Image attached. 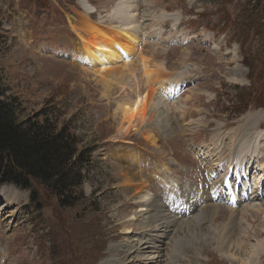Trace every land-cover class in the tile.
Returning <instances> with one entry per match:
<instances>
[{
  "label": "rangeland",
  "instance_id": "1",
  "mask_svg": "<svg viewBox=\"0 0 264 264\" xmlns=\"http://www.w3.org/2000/svg\"><path fill=\"white\" fill-rule=\"evenodd\" d=\"M118 2L0 0V84L7 96L16 99L18 119L41 120V113L48 115L58 127L69 128L79 149L90 152L84 182L77 190L82 196L70 207H61L38 182L28 191L0 187V264H104L112 254H120L122 245L140 240L147 248L131 251L124 264H264V250L256 261L250 257L252 247L260 242L264 246V176L259 199L252 202L256 195L252 175L259 174V168L251 160L247 171L242 166L248 199L234 185L233 176L232 190L236 186L242 197L235 207L219 203L213 200L210 180L211 194L206 184V167L216 166L203 153L207 148L211 151L219 130L226 134L223 158L233 153V133H243L249 120L255 118L257 126L247 130L246 143L257 131H264V0H134L140 22L137 31L134 28L137 51L153 65L162 64L165 74L178 78L176 82L186 80L168 101L174 129L169 126L170 138L153 105L144 126L138 124L135 133H121L120 116L113 110L117 102L134 99L138 73L122 88L118 81L112 82L114 88L105 93L99 76L75 59L80 44L73 28L80 15L118 27L113 15ZM87 5L90 14L83 11ZM155 21L162 25L153 29ZM158 29L159 39L153 35ZM147 90L141 81L139 93ZM147 133L155 138L154 145ZM130 149L139 160L128 168L117 157ZM120 166L142 179L149 197L162 201L168 217L184 222L175 236L161 234V226L154 228V219L146 220L144 211L139 212L145 207L130 196V187L121 186L116 175ZM155 176L175 183L171 192L178 194L173 201H168L169 194ZM249 202L255 211L244 210ZM213 204L217 205L214 217L211 209L203 210L201 222L196 223L198 209ZM169 238L179 242L177 251ZM136 255L141 260L130 261Z\"/></svg>",
  "mask_w": 264,
  "mask_h": 264
},
{
  "label": "bare ground",
  "instance_id": "2",
  "mask_svg": "<svg viewBox=\"0 0 264 264\" xmlns=\"http://www.w3.org/2000/svg\"><path fill=\"white\" fill-rule=\"evenodd\" d=\"M83 11L85 14H90L92 12V8L90 5H87ZM113 15L118 19L120 23L118 27L105 26L102 24V21H100V23L99 22L94 23L93 21H90L88 19L87 15L86 16L84 14L80 15V18L75 23V29L73 28V30L78 31L76 33H77L78 43L80 44V46L78 47L79 49L76 51L75 59L77 61L80 60L81 63L85 64L84 68H87L88 70L92 71V73L97 74L99 76V81L105 93H108L111 89L114 88L112 82L118 81L120 83L119 87L121 86L122 88L123 85L129 82V78H133L135 74L138 73L140 80L138 81V83L135 85L134 88V92H135L134 99L123 100V101L121 100L120 102H117L113 110L114 114H118L120 116L119 118L121 122V129H120L121 133H123L124 135L131 132L135 133L138 129V128L136 129V126L138 124H142V126H144L149 120L148 117L149 114L147 113L148 110L150 109L149 107L153 105L152 111L155 112L157 110V115H159V118L161 119V123H162L161 127L164 129L166 136L170 138L172 135L171 133L172 131L171 132L169 131L171 127L170 126L171 122L169 123L171 116H168V106H167L169 105L168 101L170 102L171 95L176 96L181 91L180 88L182 87V85H184L186 80L182 81L181 79V80H177L176 82V79L178 78L172 79V77H169V75L165 74L162 64L154 63L153 65L151 62L152 60L150 61L149 59L146 58V56L143 55L142 52L137 51L139 37L135 31H137V29L139 28L140 22L139 20H137L139 18H138L136 6L134 5V0H119L118 4L116 5V9H114ZM170 18H173L175 23H177L178 19H176L177 18L176 16H172ZM158 23H160V25ZM161 25H162L161 22L155 21L153 29L158 28ZM135 27L137 28L134 31ZM172 30L173 32L176 31L175 28H172ZM153 35L154 37L159 39L160 29H158V31H154ZM173 41L174 39L171 42L174 43ZM123 65H125V67H123ZM234 70L236 73L241 74V71H238L237 69ZM181 74L183 75V72L179 73L178 75ZM237 80L239 79L237 78L234 81ZM141 81H142V86H144L148 90L146 92L139 93ZM136 93H138V95ZM158 93L159 95L157 96ZM180 120L182 121V119ZM174 122L176 123V121ZM255 126L257 125L254 118L249 120L244 127L242 126L244 129L243 133H239V132L233 133L232 136L234 137V142L230 141L231 142L230 146L232 147L233 153L232 155H229L227 158L222 157V154L224 152L223 148L226 147V143H225L226 134L225 132H223V130H219L217 132V134L213 137V139L215 140L212 143L211 141L213 139L210 141L211 151H208L210 149L207 148L208 150L206 149L207 151L203 152L204 156L208 157L209 160L211 162H214V165L216 166L215 169L214 168L209 169V167H206V169H208L206 171L208 174L207 176H209V178L211 177L209 181L210 187L213 188L214 190L213 200L219 203L226 202L228 206H232V204L236 203L235 199H237V195L236 193H234V190H232L233 183L231 181L233 179V176H235L236 178V181L234 178V185L238 182L237 179L239 177L240 180H242L243 178L244 181L246 180L247 177L246 171L249 168L251 160H253V162L255 161L256 167L259 168V174L262 175V176H260L259 174L252 175L253 177L252 184L256 186V192H255L256 195L251 199L252 202L259 199L258 197L260 192L259 183L262 182L261 179L264 176V150L262 149L264 145V131L261 132L257 131L256 136H254L253 140L249 141V143H246L245 139H243L244 136H246L245 134L247 130L249 128H254ZM146 129L148 131V128ZM171 129L173 128L171 127ZM146 135L148 141L154 145L155 138L150 133H147ZM131 149L129 151H125L126 153H124V155L119 154L117 157V159L119 158L118 160H120L121 157L124 160V162L126 161L125 163L128 168H130V166L134 163L137 164V161L139 160L138 153H136L135 150L133 151ZM213 158H216V160L212 161ZM242 166L245 167L246 171H243ZM158 168L160 169V166ZM122 169L123 168H121V166L120 168H117L116 175L121 180V184H122L121 186L131 188L132 193L130 196L137 201L136 203L140 204L141 207H145L142 208L139 212L142 211L145 212V213L143 212V215L147 216L146 220H149V218L154 219L155 222L154 228L161 226V230H160L161 234H165L166 237H169L170 235L175 236L176 233L179 231V229L182 228V225L184 226V222L183 221L178 222L176 218L175 219L173 218L174 216L168 217V215L163 212L162 201L158 199H151L149 197L147 187L144 185L145 183H143L142 179L141 180L139 178L137 179L135 175H132L130 172L129 173L123 172ZM164 172L165 171H163V173ZM242 173H244L245 176H243V178L241 179ZM163 177H165V175ZM155 178L157 180L158 186L167 194H170L171 190L176 188L175 183L174 182L171 183L169 180L166 179L167 177L160 178L158 176H155ZM232 196L234 197V199L231 198ZM245 199L247 200L248 197L245 196ZM5 202L6 205H8L7 200ZM216 206H217L216 204H213L211 206L209 205L203 206L202 209L199 208L196 214L195 222L198 224L201 222V219L203 217L202 214L203 210L209 211L211 209L212 211L211 214L214 217V215L217 213ZM243 208L244 210L249 209L255 211L256 206L254 204H250L249 202L247 204H244ZM223 238L225 239V237ZM170 240L172 241L171 243H173L175 247L172 248V250L174 249L176 250L177 245H180L179 242L173 241L172 238ZM262 244L263 243L260 242L254 247H252L253 251L250 254L251 259L254 258V260L256 261L257 259L256 257L259 256L261 250H264V246ZM140 248H147L146 241L140 240L134 244L132 243V245L131 244L122 245L121 252L120 250L118 251L122 256H120V254L118 253L117 254L114 253L110 256V258L106 260L104 264H124L127 262V257L132 256V252L133 253L140 252ZM137 257L138 255L133 257L130 261L134 262V260L136 261L141 260L140 258L138 259ZM148 262L151 263L152 259H150Z\"/></svg>",
  "mask_w": 264,
  "mask_h": 264
},
{
  "label": "trees",
  "instance_id": "3",
  "mask_svg": "<svg viewBox=\"0 0 264 264\" xmlns=\"http://www.w3.org/2000/svg\"><path fill=\"white\" fill-rule=\"evenodd\" d=\"M1 42V37H0ZM17 102L0 84V187L12 185L32 190L33 182L52 192L61 207H70L80 198L84 166L90 152L79 149L69 128L48 115L18 119ZM34 193L30 202L34 203Z\"/></svg>",
  "mask_w": 264,
  "mask_h": 264
}]
</instances>
